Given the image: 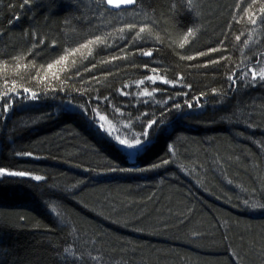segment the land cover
Listing matches in <instances>:
<instances>
[{
	"label": "trees",
	"instance_id": "obj_1",
	"mask_svg": "<svg viewBox=\"0 0 264 264\" xmlns=\"http://www.w3.org/2000/svg\"><path fill=\"white\" fill-rule=\"evenodd\" d=\"M262 70L264 0H0V264H256Z\"/></svg>",
	"mask_w": 264,
	"mask_h": 264
},
{
	"label": "snow or ice",
	"instance_id": "obj_2",
	"mask_svg": "<svg viewBox=\"0 0 264 264\" xmlns=\"http://www.w3.org/2000/svg\"><path fill=\"white\" fill-rule=\"evenodd\" d=\"M25 2H27V0H25ZM135 2H136V0H107V3L109 5L113 6L114 8H117V9H119L122 4L123 5H131V4H134ZM140 31L141 32H144L145 29L144 28H141ZM192 35H193V33H191V32L188 33V35L184 37V42H187L188 38L190 36H192ZM90 43H95V41L90 42ZM179 46L180 47H184V43H181ZM77 51H79V50H77ZM72 54L73 53H69V55H72ZM144 54L145 55H151V52H146ZM62 59L63 60H67V56L66 57H63ZM59 63H61V61H57V64H59ZM52 67H53L52 65H49V69H51ZM259 75H260V78L261 79H264V70H262ZM253 76L255 78V74H253ZM149 79H151L153 81L155 80L154 77H149ZM141 83H143V81H141ZM25 91H28V90L25 89ZM145 94H148V93H145ZM32 96H33V98H35V93H32ZM99 118L102 121L105 120V117L104 116H100ZM153 123H155V122H153ZM149 127H151V125H149ZM144 135L147 136L148 133H144ZM117 139L119 140V143L120 144H122V145H125L126 144L128 148H135L136 145H139L141 143V141L139 139H135V142L134 143H129L126 140L119 139V137H117ZM5 174H7V175H14V176H24L25 175V173H23V172H8V173H6L4 169H0V175H5ZM35 179L39 180L40 177H36Z\"/></svg>",
	"mask_w": 264,
	"mask_h": 264
},
{
	"label": "rangeland",
	"instance_id": "obj_3",
	"mask_svg": "<svg viewBox=\"0 0 264 264\" xmlns=\"http://www.w3.org/2000/svg\"><path fill=\"white\" fill-rule=\"evenodd\" d=\"M259 190V189H258ZM244 190L242 191V196L245 197L246 199H249V200H252V199H255V198H259V196L261 195H264V186H262V188H260V190ZM259 208V207H258ZM261 208V206H260ZM259 208V209H260ZM257 228H254L253 231L254 233L256 232ZM247 234L248 235H251L252 234V231L250 229L247 228ZM258 251L256 252H250V256L252 254H255V260H256V264H264V244H262V246H259L257 248Z\"/></svg>",
	"mask_w": 264,
	"mask_h": 264
},
{
	"label": "water",
	"instance_id": "obj_4",
	"mask_svg": "<svg viewBox=\"0 0 264 264\" xmlns=\"http://www.w3.org/2000/svg\"><path fill=\"white\" fill-rule=\"evenodd\" d=\"M105 1V6L107 8V10L111 11V12H120V11H125V10H128L132 7L133 4L131 5H121V7L119 9L117 8H114L113 6L109 5L107 3V0H104Z\"/></svg>",
	"mask_w": 264,
	"mask_h": 264
},
{
	"label": "bare ground",
	"instance_id": "obj_5",
	"mask_svg": "<svg viewBox=\"0 0 264 264\" xmlns=\"http://www.w3.org/2000/svg\"><path fill=\"white\" fill-rule=\"evenodd\" d=\"M106 7V6H105ZM107 9V8H106ZM109 11V10H108Z\"/></svg>",
	"mask_w": 264,
	"mask_h": 264
}]
</instances>
